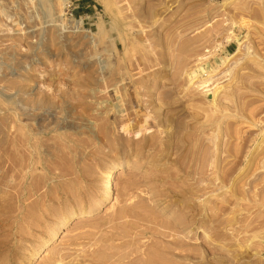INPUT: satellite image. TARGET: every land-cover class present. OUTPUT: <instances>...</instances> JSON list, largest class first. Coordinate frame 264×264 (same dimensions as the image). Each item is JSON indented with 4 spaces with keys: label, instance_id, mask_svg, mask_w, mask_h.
<instances>
[{
    "label": "rangeland",
    "instance_id": "obj_1",
    "mask_svg": "<svg viewBox=\"0 0 264 264\" xmlns=\"http://www.w3.org/2000/svg\"><path fill=\"white\" fill-rule=\"evenodd\" d=\"M71 2L0 0V264H264V0Z\"/></svg>",
    "mask_w": 264,
    "mask_h": 264
},
{
    "label": "bare ground",
    "instance_id": "obj_2",
    "mask_svg": "<svg viewBox=\"0 0 264 264\" xmlns=\"http://www.w3.org/2000/svg\"><path fill=\"white\" fill-rule=\"evenodd\" d=\"M41 1V0H40ZM64 1V0H63ZM227 1H231V0H227ZM48 12H50V11H48ZM50 14V13H49ZM49 14H48V16H49ZM235 54V53H234ZM206 72H204L203 74H204V76L203 77H199L197 74H193L192 76H191V81L195 84V89H196V86L198 87V88H200L201 90H203L204 92H206L208 95H213V97H215V94H216V91H214V88L213 87H211L210 85H211V75L210 74H205ZM193 83H190V84H193ZM199 89V90H200ZM202 91V92H203ZM196 92V91H195ZM216 98V97H215ZM200 99V98H199ZM201 99H203V98H201ZM212 102H214L215 101V99H213V100H211ZM218 107H220V106H218ZM211 108V107H210ZM146 115V114H145ZM146 117V116H145ZM144 117V118H145ZM122 168H124V166H123V164L121 163H113V164H111V165H109L108 167H106L105 168V170L103 171V174H102V180H103V194H102V196L96 201V203L93 205V206H91L90 208H88L86 211H85V214H84V216H79V217H76V218H78V220H76V222H79L80 224H81V222H83V220L85 221V218H81V217H87V215H90L91 213H93L94 211H96V210H98L99 208H102V206L104 205V204H106L107 202H109V201H112V191H113V182H114V177H115V175L117 174V173H119L120 172V170L122 169ZM140 217V216H139ZM75 218V219H76ZM54 236H55V230L54 231H52L50 234H49V236H48V238H47V242H50V241H52L53 239H54ZM132 240V239H131ZM135 241V240H134ZM138 241V240H137ZM46 242V241H45ZM126 245V244H125ZM127 247L128 246H126L125 248L127 249ZM131 249H133V248H131ZM130 249V250H131ZM136 249V248H135ZM154 249V248H153ZM58 251V250H57ZM157 251V250H156ZM60 252V251H59ZM59 252H57V257H55L54 259H53V261L51 260V262H49L48 260H49V253L47 252V250H44V255H43V258H44V260H45V262L43 263V264H65L64 262H63V259H62V256H63V253H62V251H61V253H59ZM133 252V251H132ZM157 255H158V253L157 252H155ZM129 254H131V253H129ZM143 254V252H141V255ZM70 255V254H69ZM134 255V254H133ZM144 255V254H143ZM179 255V254H178ZM180 255H182V254H180ZM140 255H138L137 256V258L139 257ZM65 257V256H64ZM98 257V256H97ZM144 257V256H143ZM52 258V257H51ZM69 258V257H68ZM132 258H134V257H132ZM132 258H131V256H130V259H131V261H129L130 263H132ZM159 258H161V257H159ZM38 259V256H37V253L36 252H34V253H32L31 255H30V257H29V259H28V262L29 263H31V262H33V261H35V260H37ZM135 259V258H134ZM133 259V260H134ZM73 260V259H72ZM138 262H139V264H156L153 260H152V258H150V257H146V259L144 258V259H142V258H140V259H138L137 260ZM68 262V261H67ZM107 262V261H106ZM115 262V261H114ZM117 262V261H116ZM128 261H127V263H126V261L124 262L125 264H128L129 263ZM158 262V261H157ZM96 263V262H95ZM99 263V262H98ZM98 263H96V264H98ZM118 264V263H117ZM133 264H134V262H133ZM159 264H167L166 263V261H162L161 263L159 262Z\"/></svg>",
    "mask_w": 264,
    "mask_h": 264
},
{
    "label": "built area",
    "instance_id": "obj_3",
    "mask_svg": "<svg viewBox=\"0 0 264 264\" xmlns=\"http://www.w3.org/2000/svg\"><path fill=\"white\" fill-rule=\"evenodd\" d=\"M71 4H72L71 0H68V8H71Z\"/></svg>",
    "mask_w": 264,
    "mask_h": 264
},
{
    "label": "crops",
    "instance_id": "obj_4",
    "mask_svg": "<svg viewBox=\"0 0 264 264\" xmlns=\"http://www.w3.org/2000/svg\"><path fill=\"white\" fill-rule=\"evenodd\" d=\"M91 5H87V7H90Z\"/></svg>",
    "mask_w": 264,
    "mask_h": 264
}]
</instances>
